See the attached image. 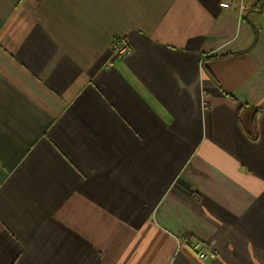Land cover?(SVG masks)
<instances>
[{
  "label": "crops",
  "instance_id": "crops-1",
  "mask_svg": "<svg viewBox=\"0 0 264 264\" xmlns=\"http://www.w3.org/2000/svg\"><path fill=\"white\" fill-rule=\"evenodd\" d=\"M226 1L0 0V264H264V0Z\"/></svg>",
  "mask_w": 264,
  "mask_h": 264
},
{
  "label": "built area",
  "instance_id": "built-area-1",
  "mask_svg": "<svg viewBox=\"0 0 264 264\" xmlns=\"http://www.w3.org/2000/svg\"><path fill=\"white\" fill-rule=\"evenodd\" d=\"M220 5L223 8H229L230 6L229 3H221ZM112 47L115 49L116 53L119 54V56H122L130 51V47L125 41H113ZM180 245L191 251L202 261L216 259V253L213 250H208V247L203 243L198 240H194L189 236H185L180 239Z\"/></svg>",
  "mask_w": 264,
  "mask_h": 264
},
{
  "label": "rangeland",
  "instance_id": "rangeland-1",
  "mask_svg": "<svg viewBox=\"0 0 264 264\" xmlns=\"http://www.w3.org/2000/svg\"><path fill=\"white\" fill-rule=\"evenodd\" d=\"M223 3H229L230 4L229 8H237L239 10H243L244 9V0H228V1L223 2ZM116 40L117 41H125L129 45L130 51L128 53L122 55V56H119V54L116 53L115 49L112 47V42L116 41ZM131 50H132V47H131L130 41H128L127 38H122V37L113 38V40L111 41V43H110V45L108 47V52H109V55H111V58H120V57L123 58V57L127 56L131 52ZM208 250H213L216 253V259L215 260H206V261H210V263L213 264L218 259V252L212 246H208Z\"/></svg>",
  "mask_w": 264,
  "mask_h": 264
},
{
  "label": "trees",
  "instance_id": "trees-1",
  "mask_svg": "<svg viewBox=\"0 0 264 264\" xmlns=\"http://www.w3.org/2000/svg\"><path fill=\"white\" fill-rule=\"evenodd\" d=\"M221 58L222 57H224V56H220ZM211 58H214V57H211ZM225 95H227V96H229V97H232L233 98V96L232 95H230V94H228V93H226V92H223Z\"/></svg>",
  "mask_w": 264,
  "mask_h": 264
}]
</instances>
